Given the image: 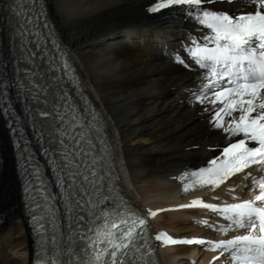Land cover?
Wrapping results in <instances>:
<instances>
[{
	"label": "bare ground",
	"instance_id": "obj_1",
	"mask_svg": "<svg viewBox=\"0 0 264 264\" xmlns=\"http://www.w3.org/2000/svg\"><path fill=\"white\" fill-rule=\"evenodd\" d=\"M14 1L0 0V57L8 65L24 58ZM43 2L55 35L76 68L80 86L102 118L125 197L149 218L156 231L179 239L222 236L212 227L220 223L215 215L214 220L206 221L209 214L203 215L201 208L179 206L194 199L214 204L221 198H253L259 189L253 190L245 179L179 197L174 177L180 169L201 167L228 143L242 138H230L213 127L210 103H190V93L198 86L201 73L184 52L189 37L198 35L193 22L177 11L173 15H168L167 9L149 13L147 9L156 0ZM205 5L233 15L254 11L245 0H217ZM177 53L189 67L176 62ZM42 59L31 57L28 66L41 86L38 99L51 111L65 83ZM1 114L0 105V190L5 195L0 207L7 205L0 222V264H30L31 240L21 213L15 157ZM38 123L46 141L53 145L54 123L45 118ZM236 188L239 190H232ZM149 211L156 215L149 217ZM159 246L161 264L221 262L213 259L217 252L197 257L192 246Z\"/></svg>",
	"mask_w": 264,
	"mask_h": 264
},
{
	"label": "snow or ice",
	"instance_id": "obj_2",
	"mask_svg": "<svg viewBox=\"0 0 264 264\" xmlns=\"http://www.w3.org/2000/svg\"><path fill=\"white\" fill-rule=\"evenodd\" d=\"M216 2L156 0L147 9L149 13H157L172 6H183L180 10L196 25L207 30L199 39L189 37V42L184 46L187 58L201 70L198 86L190 93V103H210L214 114L209 122L213 127L221 129L230 138L242 137L223 147L220 154L210 159L206 166L182 173L186 180L182 188L185 193L189 189L205 187L215 190L234 174L252 166L264 173V0H245L246 5L254 6V11L235 17L204 6ZM37 52L39 48L33 52V56ZM175 59L177 63L189 67L178 53ZM4 87L7 92L9 85L5 84ZM205 111L209 109L205 107ZM4 115H8L7 108ZM250 142L255 146H249ZM60 143L63 145V139ZM72 143L78 146L80 141L73 139ZM54 163V171L59 173L57 187L69 221V235L73 239L79 236L82 243L62 247L53 223L50 237L52 247L45 251V255H50L51 259L43 261V264H65L60 257L66 250L69 251L67 264H129L128 258L133 249L139 254L142 247L150 248L146 239L143 245L135 243L137 230L140 229L142 234L146 226L144 218L128 209L109 210L103 207L109 198L99 192L94 179L97 176L95 167L86 169L81 165L79 152L62 147ZM89 172L93 177L91 180ZM245 175L247 178L250 174ZM251 179L253 188H258L259 194L250 200L217 206L194 199L179 206L203 208L218 215L227 222L212 226L221 234L234 229L246 230V234L211 241L200 238L172 239L159 233L154 239L162 245H208L206 250L219 251L220 256L228 254L225 264H264V176ZM41 191L47 204L52 197L47 195L46 190ZM28 207L32 209V205ZM155 215V212H148L149 217ZM33 219L36 221L37 217L34 215ZM38 228L42 240L48 243L45 225L38 224ZM63 237L64 233L61 232V241ZM77 248L83 252V258ZM145 254L151 255V251ZM219 258L213 257L214 260ZM132 264H136V261L133 260ZM144 264L148 262L145 260Z\"/></svg>",
	"mask_w": 264,
	"mask_h": 264
},
{
	"label": "rangeland",
	"instance_id": "obj_3",
	"mask_svg": "<svg viewBox=\"0 0 264 264\" xmlns=\"http://www.w3.org/2000/svg\"><path fill=\"white\" fill-rule=\"evenodd\" d=\"M235 2H236V0H235ZM0 161H1V159H0ZM11 166H12V164L10 165V168H11ZM233 190H239V188H238V189L236 188V189H233ZM253 190H254V188H253ZM1 191H2V190H0V203H1V201L3 200V198H4V196H5V195H4V191H2V192H1ZM6 206H7V205H6ZM6 206H5V207H0V210L3 211V212L6 211ZM190 219H191V218H190ZM166 227H167V226H166ZM168 230H169V229H168ZM171 232H172V231H171ZM173 232H174V231H173ZM190 263H192V262H190ZM194 263H196V262H193L192 264H194Z\"/></svg>",
	"mask_w": 264,
	"mask_h": 264
}]
</instances>
